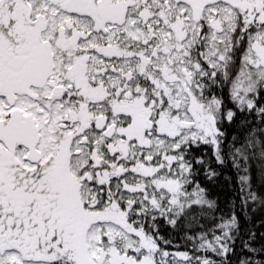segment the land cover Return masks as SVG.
Masks as SVG:
<instances>
[{
  "label": "snow or ice",
  "instance_id": "obj_1",
  "mask_svg": "<svg viewBox=\"0 0 264 264\" xmlns=\"http://www.w3.org/2000/svg\"><path fill=\"white\" fill-rule=\"evenodd\" d=\"M0 264H264V0H0Z\"/></svg>",
  "mask_w": 264,
  "mask_h": 264
}]
</instances>
